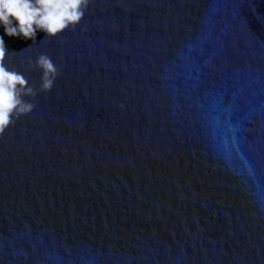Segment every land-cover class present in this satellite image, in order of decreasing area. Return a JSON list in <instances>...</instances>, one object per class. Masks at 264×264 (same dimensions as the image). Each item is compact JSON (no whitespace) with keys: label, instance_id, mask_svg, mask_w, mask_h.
I'll return each instance as SVG.
<instances>
[{"label":"water","instance_id":"obj_1","mask_svg":"<svg viewBox=\"0 0 264 264\" xmlns=\"http://www.w3.org/2000/svg\"><path fill=\"white\" fill-rule=\"evenodd\" d=\"M0 35L32 90L0 131V264H264V0Z\"/></svg>","mask_w":264,"mask_h":264},{"label":"clouds","instance_id":"obj_2","mask_svg":"<svg viewBox=\"0 0 264 264\" xmlns=\"http://www.w3.org/2000/svg\"><path fill=\"white\" fill-rule=\"evenodd\" d=\"M87 4L88 0H0V26L4 35L24 39H34L38 30L46 35H55L79 22ZM6 51L4 37L0 35V131L8 124L9 114L17 105H20V112L29 111L32 107L30 103L21 104L20 92L32 90L24 87L27 80L23 74L9 70L4 64ZM36 63L53 70L50 58L44 53L36 58ZM51 84L52 80L45 78L43 88L48 89Z\"/></svg>","mask_w":264,"mask_h":264}]
</instances>
